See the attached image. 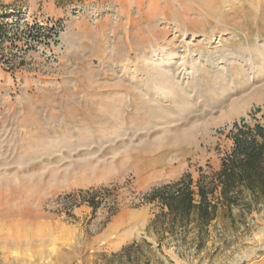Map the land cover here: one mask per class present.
Instances as JSON below:
<instances>
[{
    "label": "rangeland",
    "instance_id": "374dc122",
    "mask_svg": "<svg viewBox=\"0 0 264 264\" xmlns=\"http://www.w3.org/2000/svg\"><path fill=\"white\" fill-rule=\"evenodd\" d=\"M1 1L0 264H264V205H219L198 244L148 231L143 196L264 122V0Z\"/></svg>",
    "mask_w": 264,
    "mask_h": 264
},
{
    "label": "trees",
    "instance_id": "16d2710c",
    "mask_svg": "<svg viewBox=\"0 0 264 264\" xmlns=\"http://www.w3.org/2000/svg\"><path fill=\"white\" fill-rule=\"evenodd\" d=\"M19 12L3 5L0 0L1 42L8 36V23L4 19L11 17L16 21ZM25 30L36 39L39 25L28 23ZM228 137L231 146L221 157L218 170L210 175L201 174L196 180L188 173L176 181L153 186L144 193L145 202L158 208L148 231L152 230L162 238L165 232L194 222L196 233L193 239L199 244L206 226L216 217L219 205L247 211H252L259 204L264 205V122L250 124L244 119L234 122ZM96 198L90 194L84 200L96 208L99 202Z\"/></svg>",
    "mask_w": 264,
    "mask_h": 264
}]
</instances>
